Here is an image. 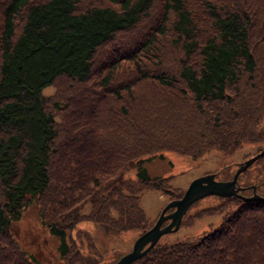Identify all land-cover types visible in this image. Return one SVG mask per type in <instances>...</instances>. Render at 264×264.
Segmentation results:
<instances>
[{
  "label": "trees",
  "instance_id": "16d2710c",
  "mask_svg": "<svg viewBox=\"0 0 264 264\" xmlns=\"http://www.w3.org/2000/svg\"><path fill=\"white\" fill-rule=\"evenodd\" d=\"M153 11L159 22L157 29L126 35ZM162 36L170 37L182 52L175 71L151 68L155 62L152 54ZM131 47L125 57L118 55ZM100 48L108 50L100 52ZM101 55L108 60V71L97 74L93 65ZM121 68L130 72L116 82L117 97H123L125 90L133 99L135 89L150 81L175 90L176 98L194 101L222 133L217 142L225 151H234L243 141L264 140L249 136L238 124L243 111L250 108L256 112L255 131L264 133V0H0V197H4L0 200V264L11 260L12 264H40L36 251L19 245L15 226L28 200L45 196L52 185L49 168L69 162L71 169L57 171H71V181H82L71 191L76 196L57 198L54 218L44 214L45 224L60 237L58 250L63 261L109 264L125 252L102 258L94 240L86 252L80 249L85 230L98 228L117 235L135 226L128 220L129 201L126 207L120 201L111 220L97 211L81 212L87 202L111 199L107 179L112 183L121 179L122 169L106 173L110 177L102 173L113 158V150L104 170L94 167L106 151L96 146L83 120L76 128L68 127L65 145L58 144L61 130L43 92L46 85L63 76L76 83L92 80V85L82 84L85 90L77 97L96 106L106 104L99 89L111 84ZM61 103L55 100L54 108L62 107ZM105 104L90 108V113L104 124L103 142L121 151L120 132L123 139L144 126L140 104L146 103L124 102L119 108ZM130 105L136 113L126 115ZM110 126L113 128L108 130ZM123 126H128L127 130ZM70 129H75L74 133ZM130 129L134 132L128 134ZM162 149L139 148L129 154L120 167L136 166L138 177L127 182L137 185L152 179L155 188L170 191L169 177L151 178L142 164L144 158ZM55 156L59 158L54 160ZM260 164L254 178L256 189L264 184V165ZM61 179L65 184L64 177ZM89 180L98 191L88 189L85 182ZM142 189L135 187L130 206L135 207V220L145 230L152 222L138 206ZM246 189L244 193H251V188ZM241 202L218 226L175 240H159L134 264H264V200Z\"/></svg>",
  "mask_w": 264,
  "mask_h": 264
},
{
  "label": "rangeland",
  "instance_id": "374dc122",
  "mask_svg": "<svg viewBox=\"0 0 264 264\" xmlns=\"http://www.w3.org/2000/svg\"><path fill=\"white\" fill-rule=\"evenodd\" d=\"M157 8L158 10L160 9L159 6ZM158 25L159 22H157L155 11H153L151 16L144 19L134 29L127 32L126 35H132L140 29L145 34L147 29L150 32L153 29H157ZM132 48L118 55L125 57ZM102 49L104 52L108 50L100 48V52H103ZM159 50H161L160 53ZM180 55L182 56V52L179 46L174 45L170 37L162 36L156 44V50L152 54L155 62L151 65V68L160 72L162 70L175 71L177 70L178 56L180 58ZM107 65L108 60L103 59L101 55L93 65V72L103 74L108 71ZM118 72L120 73H117V76L112 77L111 84L99 89L102 94L104 93L106 104L102 102L96 106L94 102L88 99L77 97L78 92L84 91L85 86H89L92 80H88L85 83H76L68 76H63L53 85H46L43 90L47 96L49 108L55 111L57 124L61 130V135L57 141L58 144L65 145L68 127L74 126L76 128L77 123L83 120L82 123L85 124L86 130L92 133L96 146L104 148L106 151V154L97 161L94 167L100 171L104 170L107 166L106 162L110 160L112 155L111 150H113V158L108 163L107 169L102 171V173L119 172L122 169L121 179L114 181V183L117 182L115 186H113L114 183L111 182V179H107L109 187L107 186L106 191L111 199L106 197L104 201L97 204L87 202L81 208V212H85L84 214L97 211L99 216L111 220L116 215V209L120 201L123 207H126L129 201L128 220H130V224L135 225L134 227L119 232L117 235L112 232L107 234L98 228H94L91 231L85 230L81 233L80 239L82 243L80 249L86 252V248L90 247V244L94 245V240L98 245L95 246L96 250H98L97 253H101L102 258L110 257L116 251L121 253L130 250L135 239L144 231L145 226L139 220H135V207L130 206L134 201L133 190L136 186L145 188L140 191L138 206H142L147 217L151 220V224H153L167 202L172 198L181 196L193 178L209 171H216L219 178L231 177L236 168L235 163L244 160L248 155L256 153L259 148L264 146V140H248L243 141V145L234 151H225L217 142L222 133L215 128L213 121L208 119V115L199 110L194 101L176 98L173 95L176 92L175 90L164 89L161 85L150 81H143L135 89L134 94L136 97L133 99L125 90L123 97H117L114 92L115 86H117L116 82L125 79V72L130 71L128 69L122 71L121 68ZM55 100L62 102L63 106L55 109L53 105ZM124 102L126 104L130 102H145L146 104L144 105L140 104V110H143L142 119L145 122L144 126L136 129L133 135H126L123 139H120L123 136L122 132H120L118 141L124 147L121 151H117L114 146L103 142L104 124L99 121L96 122L97 119L90 113V108H98L102 104L107 106L117 104L119 108ZM130 107L131 110L126 112V115H131L133 112L136 113V110L131 105ZM243 113L244 115L238 124L245 129L244 132H249V136L257 135V137L264 139V133L262 131L256 132L254 129L256 112L252 113L250 108H248ZM111 128L113 127L110 126L108 130ZM123 128L127 130L128 126H123ZM70 130L74 133L75 129ZM131 132L134 131L131 129L127 131L128 134ZM157 146L163 147V149L149 156V158H144L142 164L146 166L151 178L169 177V181L166 182L171 190L155 188L153 185L155 181H151L152 179L146 182H139L137 185L129 184L126 179L138 176L136 166L124 169L120 167L126 162L127 156L136 149H147ZM147 156L144 155L143 157ZM57 158L59 156H55L54 160ZM256 160L247 169L243 170L240 175L239 180L242 184L255 183V174L262 167L260 163L262 162L264 165V155ZM225 165L227 166L224 167ZM68 168H70V162L68 165L49 168V171L51 170L50 179H52V185L45 196L28 200L22 208L20 218L15 226V229L19 232V235L15 236L19 245L21 247L24 245L27 251H36L40 256V258L37 257L40 260V264H67L66 261H63V257L58 250L60 237L51 232L45 224L44 214L48 218H54L55 211L59 206L56 199L65 195L76 196L71 191L77 188L82 181H71L69 178L71 171L67 170L66 174L57 171L58 169ZM106 176L110 177L111 175L106 174ZM62 177H64L65 184L61 183ZM85 183L91 191L96 192L99 190L93 189L91 180ZM100 189L104 188L101 187ZM257 190L264 195V184L260 185ZM0 200H4V197H0ZM241 200L244 199L218 194H210L200 198L183 215L179 228L164 233L159 239L160 242L168 239L175 240L186 234H198L208 228L218 226L224 217L240 204ZM75 237L77 238V235ZM27 242L32 243V247ZM1 245L2 239L0 236V247ZM10 245L13 247L12 244ZM12 262L11 260L9 264H12ZM134 263L137 262L134 261L132 264Z\"/></svg>",
  "mask_w": 264,
  "mask_h": 264
},
{
  "label": "water",
  "instance_id": "95a60500",
  "mask_svg": "<svg viewBox=\"0 0 264 264\" xmlns=\"http://www.w3.org/2000/svg\"><path fill=\"white\" fill-rule=\"evenodd\" d=\"M263 155L264 146L258 152L239 161L231 178L218 179L216 178V172H207L193 178L181 196L172 198L167 202L160 211L155 222L135 239L132 248L121 254L117 260L109 264H131L136 259L143 256L153 245H155V243L158 242L164 233L178 229L183 215L191 204L206 195H236L244 200H264V195L256 191L255 184H252L253 193L246 195L240 191L245 186L238 183L240 172L245 170L258 157ZM169 208L173 209L168 210Z\"/></svg>",
  "mask_w": 264,
  "mask_h": 264
},
{
  "label": "flooded vegetation",
  "instance_id": "af4514ba",
  "mask_svg": "<svg viewBox=\"0 0 264 264\" xmlns=\"http://www.w3.org/2000/svg\"><path fill=\"white\" fill-rule=\"evenodd\" d=\"M217 177V176H216ZM219 178V177H218ZM239 182V181H238ZM246 188H249V187H246ZM244 190V189H243Z\"/></svg>",
  "mask_w": 264,
  "mask_h": 264
}]
</instances>
